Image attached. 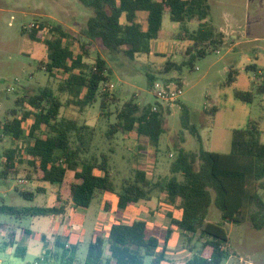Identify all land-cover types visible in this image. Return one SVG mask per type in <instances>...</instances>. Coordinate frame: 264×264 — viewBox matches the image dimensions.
I'll return each mask as SVG.
<instances>
[{
    "label": "trees",
    "instance_id": "obj_1",
    "mask_svg": "<svg viewBox=\"0 0 264 264\" xmlns=\"http://www.w3.org/2000/svg\"><path fill=\"white\" fill-rule=\"evenodd\" d=\"M93 11L82 38L66 32L60 25L33 24L22 28V34L46 47L41 66L51 76L62 74L58 87L60 93H68L73 99L70 104L84 110L98 100L103 111L109 115L111 104L116 102L105 89L111 71L102 57L90 63L88 43L101 41L113 53H123L131 60L151 55L152 43L159 39L166 14L181 26V40L189 43L183 52L185 60L179 64L168 57L160 72L181 73L184 67L193 69L198 58L219 51L224 43L223 33L212 27L190 31L188 23L205 21L210 15L208 0H80ZM49 31L51 37L43 40L41 34ZM88 43H87V42ZM77 45L78 51H74ZM165 58V56H163ZM247 70L256 73L255 92L235 91V98L244 104H251L255 94L264 96V73L256 65ZM240 71L231 69L227 84L234 85ZM151 88L157 81L147 74ZM22 106H29L19 117L13 114L2 126L3 131L14 140L27 136L33 140L21 147L10 148L5 153L1 179H8L17 173L18 165L27 163L33 174L42 183L58 188L65 187L69 201L75 207L89 208L99 195L107 193L117 196V207L126 210L132 205L150 202L155 194L164 195L166 203L181 212L180 218L169 215L170 227L161 239L145 220L132 224L118 222L112 225L108 235L102 231L94 233L84 264H161L168 254L167 244L174 228L185 235L189 242L198 237L199 250L188 264H224L230 255L226 248L228 233L223 223L207 221L209 209L214 204L222 215L223 222L241 225L249 222L257 230L264 229V143L261 142L260 121L251 119L246 128L232 132L231 151L227 154L204 150H176L171 165L170 178L153 181L148 173L134 168L131 175L120 186L115 182L108 157L90 155L95 136L93 127L79 124L76 120L61 116L64 104L50 87L22 100ZM158 107L142 108L136 98L126 101L117 113V123L108 137L114 133L131 134L148 138L159 152L160 138L165 132L161 104ZM216 107L208 110L211 120ZM30 121L29 128L25 124ZM212 122V121H211ZM184 128L189 129L199 142L198 129L189 123L187 108L182 117ZM1 129V128H0ZM45 189L20 191L28 201H34ZM60 199V198H59ZM106 202L105 210L110 209ZM1 211L19 218L59 216L63 206L29 207L18 209L4 206ZM61 252L44 255L56 264H75L78 247L59 244ZM108 251V254L106 253ZM27 249L18 245L15 257L25 259Z\"/></svg>",
    "mask_w": 264,
    "mask_h": 264
},
{
    "label": "rangeland",
    "instance_id": "obj_2",
    "mask_svg": "<svg viewBox=\"0 0 264 264\" xmlns=\"http://www.w3.org/2000/svg\"><path fill=\"white\" fill-rule=\"evenodd\" d=\"M53 1L22 0V13L16 14L14 19L7 13L0 15V173L8 149L33 142L27 134L20 140H14L5 134L3 124L12 119L14 113L21 117L24 111L30 109L27 105L22 106V100L38 94L45 87L52 88L62 100V117L94 128L90 155L97 158L101 155L108 157L112 176L118 186L131 175L134 168L146 171L153 181L170 178L171 165L179 148L196 152L202 146L207 151L229 153L233 130L246 128L251 119L260 121L261 142L264 143V96L255 94L251 104H244L235 98L236 90L255 92L256 73L247 70V67L256 65L258 71L264 73V0H208L209 17L205 21L190 24L189 30L212 27L216 32L226 30L228 36L219 51L196 59L193 69L184 67L181 73L160 72L161 65L168 56L181 64L185 60L183 52L189 46L188 42H182L180 38V24L173 22L169 14L165 15L162 27L167 35L165 39L152 43L151 55L131 60L123 53L111 52L101 41H86L88 61L94 63L100 56L106 60L111 71L105 89L115 97L116 102L111 104L109 115L102 110L100 100L84 110L70 104L73 97L58 91L64 79L62 74L51 76L45 71V67L39 65L46 55V47L22 34L24 27L47 23L50 26L60 25L66 32L82 38V32L93 11L86 8L80 0ZM4 2L10 4V1ZM3 4L0 3V6ZM173 34L176 36L171 39L170 35ZM41 37L45 40L51 35L49 31H45ZM74 51H78L77 45L74 46ZM231 69L239 70L240 75L237 82L229 86L227 82ZM148 73L157 81L180 83L183 94L178 101L167 103L158 100L149 84ZM134 97L142 108L158 107L157 103L162 106L165 132L160 138L159 152L148 138H138L128 133H114L111 138L108 137L111 128L118 121V111L126 101ZM213 107L217 111L211 120L208 110ZM184 108L188 110L190 125L198 129L200 142L183 126ZM29 126L30 121L25 124L26 131ZM20 180H25L26 183H21ZM65 187L58 188L40 182L26 162L18 165L17 173L8 179L0 178V264H33L49 249L61 252L62 248L58 245L75 241L71 236H76V239L82 237V242L77 246L76 264H84L93 233L98 227L107 235L111 220L131 224L135 221L133 213H137L138 219L145 217L150 229L163 237L170 224V218L166 214L176 212L175 208L171 209L168 204H163L166 203L165 197L158 194L154 195L151 202L141 203L132 210L117 209L108 216L110 218L106 217L105 225L98 220L99 215H105L100 207V200L104 195L98 196L95 204L88 209L75 207L67 213L65 211L66 214L59 215L63 221L60 225L57 224L56 216L19 218L1 211L4 206L23 209L60 205L57 196L61 190L65 193V199L68 197ZM41 188L46 192L38 195L34 201H28L18 193V190L36 193ZM66 201L64 200L66 206H69L70 202ZM143 204L148 205L150 211ZM65 220L68 222L66 226ZM207 221L223 223L228 233L226 248L230 259L224 264H264V229L257 230L249 222L241 225L223 222L221 211L214 204L209 209ZM43 235L45 240H42ZM18 244L27 249L24 260L15 257ZM177 247V254L170 252L164 263L188 264L198 252L200 242L198 237L189 242L185 235H181ZM151 261L150 257L146 259L147 264Z\"/></svg>",
    "mask_w": 264,
    "mask_h": 264
},
{
    "label": "crops",
    "instance_id": "obj_3",
    "mask_svg": "<svg viewBox=\"0 0 264 264\" xmlns=\"http://www.w3.org/2000/svg\"><path fill=\"white\" fill-rule=\"evenodd\" d=\"M4 1H6V0H0V3H4L3 4V6H0V15L1 14H5V13H7V14H9L10 15V18L11 19H14L15 18V15L16 14H21L22 13V7H21V1L22 0H7V1H10V4H5V2ZM49 2L51 3H53L54 1L53 0H49ZM194 22H198V21H194ZM194 22H191V23H188V28H189V25L190 24H192V23H194ZM163 27V26H162ZM194 30H197V29H194ZM194 30H192V31H194ZM219 32L220 33H223V35H224V42H225V40H226V38H227V33H226V30H224V29H220L219 30ZM24 35V34H23ZM166 32L164 33L163 32V30H161V32H160V34H159V39L158 40H162L163 38L165 39V37H166ZM169 36V35H168ZM175 36L176 35H170V38L172 39V38H175ZM182 42H184L183 40H182ZM224 44V43H223ZM234 45H237V43L236 44H234ZM152 49H153V45H152ZM169 57V56H168ZM260 73V72H259ZM260 74H262V73H260ZM255 82H256V80H255ZM264 102V101H263ZM62 192L60 193V195L59 196H57V200L59 201L58 203L60 204V206H63L64 208H65V211H66V213H67V211H71L73 208H75V205L71 202V201H69V197H67L66 199H65V193H64V191L63 190H61ZM46 192V191H45ZM44 192V193H45ZM43 193V194H44ZM68 196V195H67ZM100 196V195H99ZM162 196H164V195H162ZM165 197V196H164ZM60 198V199H59ZM165 199V198H164ZM64 200H67L68 202H70V205L69 206H66V203L64 202ZM166 200V199H165ZM66 201V202H67ZM95 201H96V199H95ZM95 201L93 202L94 204H95ZM117 201H118V199H117V196L115 195V194H111V193H107V194H104V197L103 198H101V200H100V207H101V210L103 211V213L105 214V215H99L98 216V220H99V222H101V224L102 225H105L106 224V221H107V218H110V217H108V216H110V214L111 213H113V212H116V210L118 209V207H117ZM152 201V200H151ZM150 201V202H151ZM106 202H109V204H110V209L109 210H105V206H106ZM92 203V204H93ZM146 203H148V202H146ZM141 203H139V204H136V205H132V206H130L129 208H127L126 210H124V211H129V210H132V208L133 207H135V206H137V205H140ZM163 204H167V203H163ZM54 206H59V205H54ZM142 206H144L146 209H149V211H150V208L148 207V205H142ZM68 207V208H67ZM85 209V208H84ZM88 209V208H87ZM171 209H174L173 207L171 208ZM176 212H175V214H171V213H167L166 214V217L168 216L169 217V215H172V217L173 218H176V219H178V218H180V216H181V212L178 210V209H174ZM65 211H64V213H65ZM147 212V211H146ZM65 213V214H66ZM109 214V215H108ZM138 214L137 213H133V220H135V221H137V220H145L146 222H147V220H146V218L144 217V218H142V217H140V219H138L136 216H137ZM142 216H144V214L142 213ZM160 216H161V214H160ZM56 217H58L57 218V224H61V222H63L62 221V219H61V216H56ZM107 217V218H106ZM162 217V216H161ZM165 217V216H164ZM117 218V217H116ZM170 218V217H169ZM118 219V218H117ZM164 219V218H163ZM111 220V219H110ZM134 221V222H135ZM170 221H171V219H170ZM111 224H110V228H109V231H110V229H111V227H112V225L113 224H115V223H118V222H121V221H119V220H111ZM209 222V221H208ZM66 223L68 224V222H67V220H65V226H66ZM123 223V222H122ZM133 223V222H132ZM131 223V224H132ZM148 223V222H147ZM149 225V224H148ZM62 226V225H61ZM64 227V226H63ZM169 227H170V224H169V226L167 227V229H169ZM150 228V227H149ZM102 228L101 227H98L97 228V230H95L94 231V233L96 232V231H102L101 230ZM103 232V231H102ZM65 233V232H64ZM94 233H93V239H92V241L94 240ZM109 233V232H108ZM108 235V234H107ZM106 235V236H107ZM157 235V234H156ZM78 236V235H77ZM181 236V233H180V231L177 229V228H174V231H173V234H172V237H171V239L168 241V244H167V248H168V254L170 253V252H172L173 254H177V245H178V241H179V237ZM76 236H71V238H74L75 239V241H69V242H67V244H69V245H76V246H78V244L79 243H81L82 242V237L80 236L78 239H76L75 238ZM160 237V236H159ZM161 239L163 238V237H160ZM42 240H45V236L43 235L42 236ZM91 241V242H92ZM72 243H74V244H72ZM66 244V245H67ZM19 245V244H18ZM17 245V246H18ZM80 245V244H79ZM49 251H51V252H54L55 253V251H54V249H52V250H48L45 254H42L41 256H43V255H47V254H49ZM167 254V255H168ZM230 259V258H229ZM166 261V260H165ZM165 261H163L161 264H166V263H164ZM75 264H76V262H75Z\"/></svg>",
    "mask_w": 264,
    "mask_h": 264
},
{
    "label": "built area",
    "instance_id": "obj_4",
    "mask_svg": "<svg viewBox=\"0 0 264 264\" xmlns=\"http://www.w3.org/2000/svg\"><path fill=\"white\" fill-rule=\"evenodd\" d=\"M198 69V68H197ZM152 92L158 100L167 103H175L183 94L182 85L175 81H156L152 87ZM21 183H26L25 180H20ZM33 264H56L53 259L46 256H41Z\"/></svg>",
    "mask_w": 264,
    "mask_h": 264
}]
</instances>
